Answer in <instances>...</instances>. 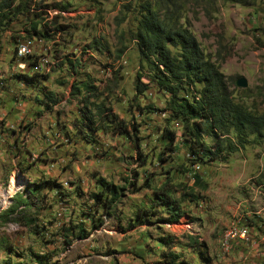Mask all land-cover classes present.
I'll return each mask as SVG.
<instances>
[{"label": "rangeland", "instance_id": "1", "mask_svg": "<svg viewBox=\"0 0 264 264\" xmlns=\"http://www.w3.org/2000/svg\"><path fill=\"white\" fill-rule=\"evenodd\" d=\"M14 2L0 11V264H167L173 253L177 263L264 264V140L213 160L192 154L135 38L144 5L172 15L219 65L236 100L264 113V0ZM22 43L29 51L20 55ZM242 76L246 87L236 83ZM106 114L132 133L138 124L139 146ZM165 128L178 134L174 152ZM203 138L215 150V138ZM99 178L119 187L108 211L91 197ZM165 184L182 217L161 220V206L137 222ZM234 224L249 237L225 250Z\"/></svg>", "mask_w": 264, "mask_h": 264}, {"label": "trees", "instance_id": "2", "mask_svg": "<svg viewBox=\"0 0 264 264\" xmlns=\"http://www.w3.org/2000/svg\"><path fill=\"white\" fill-rule=\"evenodd\" d=\"M14 1L0 0V11L11 7ZM20 3L23 1L14 4V12H20ZM143 8L135 37L138 49L142 59L149 64L153 72L152 79L156 86L169 93L166 109L183 123L182 136L185 140L182 143L185 141L188 143L190 152L200 159L205 156L213 160L218 158L219 152L226 151V154L234 152L250 139L264 140V113L250 109L244 102L236 100L219 65L205 54L193 32L175 21L172 15L162 16L158 10H153L149 3ZM48 31L45 29V32ZM15 50L18 52V46ZM19 78L33 82L32 84L37 82L35 74H20ZM140 83L141 74L137 76L136 84V91L139 94L146 88ZM48 97L53 100L50 95ZM83 114L85 120L93 121L88 111ZM114 119L112 115H102L105 123L114 121L116 129L121 134L129 135L135 145L139 146L140 138L136 133L139 130L138 124H132L135 131L132 133L124 121L116 122ZM204 134L215 138L217 144L215 150L205 142ZM162 139L167 141L165 146L168 150L176 151L178 134L174 130L165 128ZM194 177L197 180L201 179L197 173ZM98 181L101 188L91 193V197L96 205L108 211L114 206L119 187L103 178H99ZM167 185L155 191L154 204L138 210L135 219L137 222L144 223L149 216L161 213L163 210L158 209L161 206L167 213L161 220L169 223L179 221L184 211L180 199L174 197ZM80 229L84 231V228ZM81 231L80 235H83ZM180 257V254L173 253L171 260L166 263L189 264L184 258L177 263Z\"/></svg>", "mask_w": 264, "mask_h": 264}, {"label": "built area", "instance_id": "3", "mask_svg": "<svg viewBox=\"0 0 264 264\" xmlns=\"http://www.w3.org/2000/svg\"><path fill=\"white\" fill-rule=\"evenodd\" d=\"M29 50L25 44H20L18 46V53L23 55L27 53ZM249 237V229L246 226H241L238 224H234L233 226H228L225 230L224 238L222 241V246L225 250H227L231 243L235 240L242 239L246 240Z\"/></svg>", "mask_w": 264, "mask_h": 264}, {"label": "bare ground", "instance_id": "4", "mask_svg": "<svg viewBox=\"0 0 264 264\" xmlns=\"http://www.w3.org/2000/svg\"><path fill=\"white\" fill-rule=\"evenodd\" d=\"M16 183H17V180L15 179V177L13 175V177L11 178V181H10V187H12V189L10 191L7 190L6 194L9 195L11 192L14 191V189H16V187H14L16 185ZM6 201L7 200L5 198L4 199H0V206L5 204Z\"/></svg>", "mask_w": 264, "mask_h": 264}, {"label": "water", "instance_id": "5", "mask_svg": "<svg viewBox=\"0 0 264 264\" xmlns=\"http://www.w3.org/2000/svg\"><path fill=\"white\" fill-rule=\"evenodd\" d=\"M237 85L238 86H241V87H246L247 85H248V81H247V79L245 78V77H239L238 79H237Z\"/></svg>", "mask_w": 264, "mask_h": 264}, {"label": "crops", "instance_id": "6", "mask_svg": "<svg viewBox=\"0 0 264 264\" xmlns=\"http://www.w3.org/2000/svg\"><path fill=\"white\" fill-rule=\"evenodd\" d=\"M6 203V202H5Z\"/></svg>", "mask_w": 264, "mask_h": 264}]
</instances>
